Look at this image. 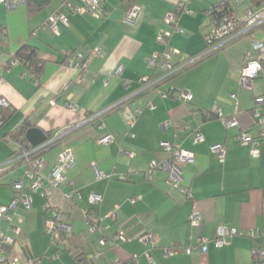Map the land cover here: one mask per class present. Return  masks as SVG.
<instances>
[{"label":"crops","instance_id":"crops-1","mask_svg":"<svg viewBox=\"0 0 264 264\" xmlns=\"http://www.w3.org/2000/svg\"><path fill=\"white\" fill-rule=\"evenodd\" d=\"M63 1L28 0L12 10L0 5L4 77L0 96L10 103L0 124V203H8L16 194L14 181L20 180L26 190L30 184L27 165L9 163L15 145L6 133L12 127L26 120L30 127L52 133L51 137L74 127L43 153V161L52 167L65 148H71L75 157L65 180L51 186L48 195L31 191L30 207L17 205L9 211L10 223L1 220L0 228L14 237L7 256L15 258V264H75L73 253L82 249V258L97 254V264H264L254 256L258 240L249 235L253 228H264V140L252 154L251 145L235 138L242 131L254 137L264 131V123L254 114L264 113V68L248 87L239 84L244 58L253 51L251 38L239 37L223 45L150 89L142 79L160 74L159 66L147 59L165 48L156 37L170 28L164 21L166 13L179 1L190 10L177 14L179 30L168 37L175 49L172 63L177 64L204 49V35L211 27L208 9L219 0H104L99 16L76 13ZM130 4L140 8L135 25L122 20ZM256 5L240 0L234 11L243 18L245 10ZM55 11L68 19L58 33L44 26ZM252 34L264 43L262 28ZM25 44L38 51V78L20 60L5 66ZM81 59L87 62L84 71L75 65ZM160 91L169 94L164 97ZM181 93L192 97L186 100ZM260 97L262 103L257 101ZM71 103L78 109L72 110ZM134 109L138 114L130 123L124 111ZM215 109L222 117H235L238 125L228 127L217 116L207 119L205 112ZM196 130L203 139L194 142ZM105 133L113 137L108 144L99 142ZM163 142L194 154V161L184 168L186 190L169 183L163 170L148 175L150 161L166 157ZM217 142L226 146L223 160L210 149ZM72 189L79 192L74 205L64 201V193ZM91 193L101 195V201L91 203ZM194 208L201 220L191 225L188 216ZM54 209H60L71 225L70 248L56 245L46 232ZM113 209L114 220L105 216ZM91 224L98 228L91 230ZM219 224L243 234L222 247L210 241L204 252H183V246L196 244L198 237L212 239ZM13 226L20 228L18 234ZM144 233L154 236V244L140 241ZM103 234L106 244L101 246L97 240ZM117 234L125 239L112 240ZM171 246L174 252L166 255L165 248Z\"/></svg>","mask_w":264,"mask_h":264},{"label":"built area","instance_id":"built-area-1","mask_svg":"<svg viewBox=\"0 0 264 264\" xmlns=\"http://www.w3.org/2000/svg\"><path fill=\"white\" fill-rule=\"evenodd\" d=\"M104 0H77L76 3H72L68 0L63 1V6L79 14L88 13L93 16H99V11L101 8V3ZM230 1V0H229ZM28 0H0V5H3L6 10H12L19 6L26 5ZM225 3L227 0L224 1ZM224 3V4H225ZM233 5L235 2L230 1ZM190 10L185 6L183 1L175 3L172 10H169L165 16V23L170 26L169 29H162L157 34V42L164 45V50L154 51L151 56L148 57V63L153 66H159L160 74L156 77L143 78V85L145 88L155 89L156 85L163 81L168 80V78L177 74L184 68L196 63L205 56L211 54L223 45L239 38V37H249L251 38V43L253 51L248 53L243 61L240 68L239 84L242 87H248L250 81L258 76L262 71V60L264 59V43L255 39L253 37V32L261 28L264 24V3L257 4L256 6L249 7L245 10L243 18L237 16L233 11H224V9H218L214 15L211 22V27L208 32L204 35L205 47L204 49L186 58L180 63H172V54L175 49L168 44V37L173 30L178 31L179 28L175 25L177 14L181 12H189ZM140 17V8L137 5L130 4L127 6L124 15L123 22L130 25H135ZM67 17L60 11H55L51 13L44 22L51 32L58 33L60 24H67ZM1 45V37H0ZM95 52H99L96 49ZM157 59L160 62H157ZM19 60L12 58L5 66H13L18 64ZM67 63L69 65L73 64V59L68 58ZM86 60H80L76 62V67L80 71H84L86 68ZM120 68L118 67L116 72L118 73ZM3 66L0 65V85L4 82L3 77ZM162 96H168L169 92L160 91ZM182 98L190 100L192 95L188 93H181ZM258 103H262L263 99L257 98ZM10 105L9 100L6 97L0 96V110L1 108L8 107ZM72 110H77L78 107L75 104H69ZM103 114V113H102ZM124 114L127 120L132 123L135 116L138 114V109L133 111L125 110ZM260 123H264V113L260 114V111H255L254 113ZM101 115L97 113L94 117L98 118ZM220 117L223 119L226 126L238 125V121L235 117L225 118L222 117V113L219 109L213 111L205 112V117L207 119L213 117ZM92 116V118H94ZM99 126L102 128L103 124L100 123ZM74 127H66L57 131L54 136L48 138V144L39 147L25 148L23 145L19 144L18 141L11 140L15 145L14 156L11 157L9 163L16 164L18 162H24L27 165V170L25 175L30 179V184L28 190H26L21 183V181L16 180L13 182V187L16 191L14 197L8 203H0V222L1 220H6L8 223L11 222L12 216L9 211L15 208L17 205H22L27 208L31 206V191H41L42 195H48L50 193L51 186H57L62 183L65 178V171L72 167L75 163V157L71 148L62 149L57 158V162L50 168H47L44 163L43 153L47 151L54 143L59 142L68 133H70ZM236 140L241 144L251 145V153H257V147L260 142L264 140V131L259 134L258 137H254L247 132H239L235 136ZM203 136L196 130L194 131L193 141H201ZM113 140V137L109 133L103 134L99 138V142L102 144H108ZM164 151L166 152V157L161 160H151L149 163L148 175L151 176L155 169L163 170L166 173V177L169 183L182 186L186 190V185L183 183L184 178V168L187 163L194 161V154L192 151L181 148L178 145L171 144L169 142H163ZM211 151L217 154L220 160H223L226 153V146L223 142L213 143L210 146ZM79 192L76 189H72L64 193V201L69 204L74 205L78 198ZM89 201L93 204L99 203L101 201V195L98 193H91L89 196ZM65 215H63L60 209H54L51 216L46 222V232L49 234L51 241L58 246L68 245V235L71 233V225L65 220ZM110 219L114 220L116 218V209L109 211L106 215ZM201 220L200 211L194 208L188 216V222L191 225L198 224ZM88 223V222H87ZM98 226L90 225L91 230L97 229ZM12 231L14 233H19L20 228L18 226H13ZM102 231V230H101ZM243 234L242 230H239L233 226L219 224L215 228V234L212 239H207L205 237H198L196 244H190L183 246V252L186 254H192L196 251H206L208 242H212L215 247H222L225 244L231 242V240L236 235ZM249 235L252 238L258 240V246L254 250V256L256 260L260 263L264 262V228H253L249 231ZM115 238L125 239L123 234L115 235ZM140 241L143 244H154L155 239L151 234H141L139 236ZM98 243L101 246L106 244V236L101 235L98 238ZM14 243V237L6 232V230L0 228V264H15L16 259L7 256L8 248ZM71 246L68 245L67 248ZM175 247V246H174ZM174 247L165 248V254H172L174 252ZM74 248V247H73ZM82 249L75 250L74 258L76 264H97L98 255L90 254L82 258ZM149 256V253H146ZM7 256V257H6Z\"/></svg>","mask_w":264,"mask_h":264},{"label":"trees","instance_id":"trees-1","mask_svg":"<svg viewBox=\"0 0 264 264\" xmlns=\"http://www.w3.org/2000/svg\"><path fill=\"white\" fill-rule=\"evenodd\" d=\"M224 1L225 0H219L217 3L211 5V7L208 9L211 21L214 18V15L218 9H224V11L235 12L234 11V5L232 3H230L229 0H227L226 3ZM252 1L255 4L264 3V0H252ZM261 28L264 31V24L261 26ZM13 58H16V59L20 60L21 62H23V64L27 67V69L32 74V77L38 78V76L40 75V72H41V69H40L41 68V60L38 57V51L35 47L25 44L20 49H18V51H16ZM261 63H262V70H263L264 59L262 60ZM170 78H168V79H170ZM9 109H10V105L8 107L1 108V110H0V124L2 122H4L7 110H9ZM30 125H31L30 123H28L26 120H24L23 122L17 124L15 127H12L8 131V133H6V137H8V139L18 141L19 144L23 145L25 148H29L30 144L25 139V132L28 128H30ZM46 135L49 138V137H51L52 133H46ZM57 143H58V141L56 143H54V145ZM68 237H69L68 240H70L71 234H69ZM67 247H68V245H67ZM82 252H83V250H82ZM84 262H85V264H87L86 260H84ZM75 264H76V262H75Z\"/></svg>","mask_w":264,"mask_h":264},{"label":"water","instance_id":"water-1","mask_svg":"<svg viewBox=\"0 0 264 264\" xmlns=\"http://www.w3.org/2000/svg\"><path fill=\"white\" fill-rule=\"evenodd\" d=\"M25 139L32 147L48 144V136L38 127H30L25 132Z\"/></svg>","mask_w":264,"mask_h":264},{"label":"rangeland","instance_id":"rangeland-1","mask_svg":"<svg viewBox=\"0 0 264 264\" xmlns=\"http://www.w3.org/2000/svg\"><path fill=\"white\" fill-rule=\"evenodd\" d=\"M231 1H232V2H235L236 5H238L239 2H240V0H231ZM235 4H234V5H235Z\"/></svg>","mask_w":264,"mask_h":264}]
</instances>
